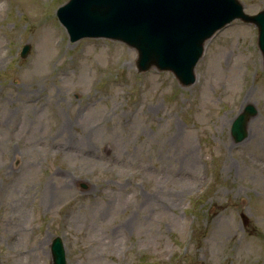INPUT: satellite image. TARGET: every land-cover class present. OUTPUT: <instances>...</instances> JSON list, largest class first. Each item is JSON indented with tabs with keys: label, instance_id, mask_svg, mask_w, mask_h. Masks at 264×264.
Returning <instances> with one entry per match:
<instances>
[{
	"label": "rangeland",
	"instance_id": "rangeland-1",
	"mask_svg": "<svg viewBox=\"0 0 264 264\" xmlns=\"http://www.w3.org/2000/svg\"><path fill=\"white\" fill-rule=\"evenodd\" d=\"M67 1L0 0V264H52L57 235L67 264H264L257 26L207 40L185 87L123 41H72Z\"/></svg>",
	"mask_w": 264,
	"mask_h": 264
},
{
	"label": "water",
	"instance_id": "water-1",
	"mask_svg": "<svg viewBox=\"0 0 264 264\" xmlns=\"http://www.w3.org/2000/svg\"><path fill=\"white\" fill-rule=\"evenodd\" d=\"M57 13L72 41L82 37L122 40L137 49L140 71L153 65L169 69L183 85L195 81L194 66L205 40L235 18L258 26L264 58V8L250 14L240 0H68ZM29 48L25 45L23 56ZM256 113L248 104L234 119L231 132L236 141L247 136L248 121ZM51 250L53 264H67L60 236L54 238Z\"/></svg>",
	"mask_w": 264,
	"mask_h": 264
}]
</instances>
